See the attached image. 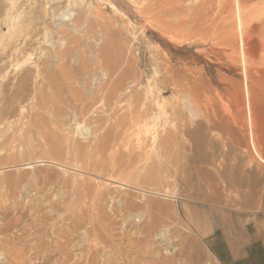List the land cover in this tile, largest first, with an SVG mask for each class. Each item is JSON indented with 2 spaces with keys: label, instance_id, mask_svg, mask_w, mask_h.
<instances>
[{
  "label": "rangeland",
  "instance_id": "1",
  "mask_svg": "<svg viewBox=\"0 0 264 264\" xmlns=\"http://www.w3.org/2000/svg\"><path fill=\"white\" fill-rule=\"evenodd\" d=\"M0 4V155L5 156H0L4 159L0 178L10 173L13 178L23 175L36 182L39 176L53 174L51 178L60 182L79 176V181L87 183L80 187L82 193L109 185L119 193L118 198L125 194L141 205L126 209L121 199L108 196L110 202H100L106 210L103 215L86 193L81 195L83 199L78 194L69 198L76 190L61 184L55 190L48 187L51 195L47 200L24 207L35 191L30 189L27 197L15 203L1 187V224L2 217L22 214H28L24 217L31 223L33 212L43 205L49 207L50 212L45 209L48 215H54L55 202L64 210L52 216L49 232L66 233L63 226L70 228L67 234L72 240L78 238L73 243L79 246L71 247L75 259L80 260L83 249L87 252L96 244L94 248L100 246L102 255L98 258V254L97 264H107L103 258L110 257L113 264H128L132 259V264H159L162 260L160 264H164L165 258V264H264V32L249 34L254 40L241 36L233 28L235 18L228 0H0ZM260 6L255 9L258 25L264 19V0ZM231 30L234 37L228 36ZM40 93L45 96L42 101ZM39 102L58 109L54 115L45 114L55 122L50 134L57 141L91 142L89 150L114 133L120 121L138 117L151 122L150 131H129L130 136L110 142L106 149L110 158L142 154L128 162V171L122 172L123 184L90 168L46 161L48 152H40V148L33 154L25 145L21 156L23 147L11 150L10 140L22 135L17 129L32 118ZM7 108L10 110L4 112ZM167 133L174 142L167 156H162L158 146ZM142 138L145 152L137 146ZM28 141L24 139L31 144ZM12 156L15 163L10 161ZM31 162L32 167L27 168L26 163ZM71 212L83 218L78 220L84 222L79 231L72 227L76 219L72 220ZM98 216L109 222L105 224V218ZM149 224H156L150 242L137 232ZM30 225L27 228L32 233ZM107 226L109 231H105ZM82 227L86 231L90 227L91 243H84L88 237ZM0 232L3 238L6 233ZM107 232L118 236L112 239H116L114 253L111 242L103 241ZM1 249L0 264L10 263L4 255L9 248Z\"/></svg>",
  "mask_w": 264,
  "mask_h": 264
},
{
  "label": "bare ground",
  "instance_id": "2",
  "mask_svg": "<svg viewBox=\"0 0 264 264\" xmlns=\"http://www.w3.org/2000/svg\"><path fill=\"white\" fill-rule=\"evenodd\" d=\"M260 4H262V0H228V6H229V10L230 11H233L232 13H233V16H234V18H235V20H234V22H233V28H236V30H240L241 31V36H242V34H245V35H247V37H249L250 35L249 34H251V33H254L255 35H258V33L259 34H262L264 31H263V27H264V19H260V21H261V23L262 24H260V25H262V26H260V25H258V23H256V22H259V18L258 19H256V11L257 10H255V9H257V7L258 6H260ZM0 6H1V4H0ZM261 7V6H260ZM259 13V12H258ZM257 13V14H258ZM248 14H250L249 16H248ZM260 16H261V14H260ZM222 18V17H221ZM227 22V21H226ZM256 24H257V26H256ZM244 29H245V31H244ZM234 30V29H233ZM233 30H231V31H228V32H230V33H228V36L230 35V37H232L233 36V34H234V32H233ZM225 31V30H224ZM227 33V32H226ZM237 33V32H236ZM239 33V32H238ZM224 35H225V33H224ZM253 35V34H252ZM236 36V35H235ZM254 36V35H253ZM252 36V37H253ZM226 37V36H225ZM230 37H229V39H230ZM234 37V36H233ZM237 37V36H236ZM244 37V36H243ZM228 38V37H227ZM255 38V37H254ZM264 38V37H263ZM249 39H251V37H249ZM253 39V38H252ZM251 39V40H252ZM254 40V39H253ZM263 41V44H264V40H262ZM262 44V46L264 47V45ZM239 46V45H238ZM262 49V48H261ZM241 50V49H240ZM263 50V49H262ZM261 51V50H260ZM245 55V54H244ZM264 57V56H263ZM243 60V59H242ZM243 63V62H242ZM103 73H104V71H103ZM203 93V92H202ZM196 94V93H195ZM201 96V95H200ZM39 97H40V100L42 99H44L45 98V96H44V94H41L40 93V95H39ZM41 100V101H42ZM41 102H39L38 103V108H36L37 110H35L36 112L34 113V114H32L31 113V115H32V118H29L28 120H26V121H23V124L25 125V126H21V127H19V129H17V132H20V133H22V135H20V137H15V136H13L12 137V139L13 140H10V142H9V148L11 149V150H15V152H17L18 150L17 149H19L20 147L22 148L23 147V151H20L19 152V156H21L20 155V153H23L24 151H26V148H24V146L25 145H27L28 147H29V149H31L32 151H31V153H33L34 154V152L36 151V149L37 148H40V152H41V150H46V152H48V156H46L45 158L47 159L46 161H48L49 160V162H51V163H55V164H61V163H65V162H69V165L71 164L72 165V167H74V168H81L82 170H87L88 168H90V170H92V171H95V172H99L100 174H103V176H108L110 179L109 180H111V181H113V182H122V184H123V182H124V176L122 175L123 173L122 172H124L127 168H128V162H135L136 161V159H139V157L142 155L141 153L140 154H137V157L135 158V156H129L128 158H126L125 156H119V157H114V158H110V156H108L107 154H106V149H108L109 148V143L110 142H116V141H118L119 139H122V138H124V136L127 134V135H129L128 134V132L129 131H133V132H135L136 133V131H141V130H145V131H150L151 130V125H150V123L151 122H149V121H146V119H145V121L144 120H140V119H138V117L137 118H134L133 120H131L130 122H124V121H120V124H118L117 126H116V128L113 130V131H115L114 133L112 132V133H110L107 137L106 136H104V137H106V139L102 142V143H100L99 144V147L97 146V147H95L94 149L92 148V150H89V147L92 145L91 144V142H90V144H83V143H81V141H79V140H75L74 141V138H71V140H68L67 141V143H61L60 141H57L58 140V137L57 138H55L54 136H52L50 133V130H52L51 129V126H52V124H55V122H53V121H51L53 118H51V116L49 117V118H51V119H47L46 117H45V114H56V112H57V110L55 109V108H48L47 106H44V105H42V104H40ZM40 104V105H39ZM65 107V106H64ZM34 108V109H35ZM10 110V108H7V109H5V111L4 112H7V111H9ZM14 110V109H13ZM146 110H148V109H146ZM140 111V110H139ZM150 111V110H149ZM25 112V111H24ZM60 112V111H59ZM138 112V111H137ZM20 113V112H19ZM28 113V112H27ZM52 115V116H53ZM139 116V115H138ZM48 117V116H47ZM54 117V116H53ZM138 119V120H137ZM58 122V121H57ZM71 122V121H70ZM73 123V122H72ZM71 123V124H72ZM76 123V122H75ZM119 123V122H118ZM23 124H21V125H23ZM58 124V123H57ZM61 124V123H60ZM68 124V123H67ZM74 124V123H73ZM76 126V125H75ZM53 127H55V126H53ZM59 126H57V127H55V129L56 128H58ZM93 127V126H92ZM60 128V127H59ZM55 129L53 130V131H55ZM56 130H58V129H56ZM82 130V129H81ZM67 132V131H66ZM83 132V131H82ZM137 132V133H138ZM53 133V132H52ZM139 133H141V132H139ZM55 134V133H54ZM65 134V133H64ZM252 134V133H251ZM13 135V134H12ZM59 135H60V133H59ZM68 135V134H67ZM66 135V136H67ZM71 135V134H70ZM89 135V134H88ZM138 135V134H137ZM141 135V134H140ZM56 136V135H55ZM98 136V135H97ZM130 136V135H129ZM62 137V136H61ZM101 137V136H100ZM87 138V137H86ZM127 138V137H126ZM252 138H253V136H252ZM7 139V138H6ZM24 139L26 140V139H29V141H31V144H27V143H25L24 142ZM32 139H34V140H32ZM57 139V140H56ZM20 141L19 142V144H16L15 142L16 141ZM125 140V139H124ZM127 140H129L128 138H127ZM28 141V142H29ZM71 141V142H70ZM91 141V140H90ZM119 141H121V140H119ZM140 141V140H139ZM173 142H174V138L171 136V134L170 133H167L166 134V136H164L163 138H161V140H160V142H159V153H161V155L162 156H167V154H168V149H169V147L173 144ZM251 142V141H250ZM117 143V142H116ZM120 143V142H119ZM137 144H138V142H137ZM254 144V143H253ZM120 145V144H119ZM141 147H140V146ZM20 146V147H19ZM26 146V147H27ZM93 146V145H92ZM111 146V145H110ZM137 146H139V148H140V151H142V152H145V149H146V140H144L143 138L141 139V143H139ZM151 147V146H150ZM20 148V149H21ZM19 149V150H20ZM25 149V150H24ZM28 149V148H27ZM28 149V150H29ZM42 151V152H43ZM89 151H91L90 153H89ZM30 152V151H29ZM29 152H26V154L27 153H29ZM39 152V153H40ZM44 153H45V151H44ZM8 154V153H7ZM32 154V155H33ZM24 155V154H23ZM41 155V154H40ZM39 155V156H40ZM1 156V155H0ZM17 157V153H16V155H14V157ZM150 156V155H149ZM160 156V155H159ZM1 157H3V156H1ZM5 157V156H4ZM3 157V158H4ZM13 157V156H12ZM14 157H13V159L12 158H10V157H8V158H10V161L11 162H13V163H15L14 162ZM41 158H43L42 156H40ZM40 157H35V158H39V159H41ZM112 157V156H111ZM3 158H1V159H3ZM21 158V157H20ZM35 158H33V159H35ZM146 158V157H145ZM0 159V163H1V160ZM5 159V158H4ZM3 159V160H4ZM21 159H24V158H21ZM26 159V158H25ZM28 159V158H27ZM147 159V158H146ZM13 160V161H12ZM16 160V159H15ZM18 160V159H17ZM29 161H30V159H28ZM28 160H24L25 162L26 161H28ZM38 160V159H37ZM6 161H8V164H10L9 162V160H7V158H6ZM18 161H20V160H18ZM17 161V163L19 164V162ZM33 161V160H32ZM138 161V160H137ZM23 161H21V163H22ZM34 162V161H33ZM145 162V161H144ZM7 163V162H6ZM13 163H11V164H13ZM66 163V164H67ZM142 163V162H141ZM4 163H2L1 165H3ZM17 164V165H18ZM31 164H32V162L31 163H26V167L27 168H31L32 166H31ZM68 165V164H67ZM136 165H137V163H136ZM7 166V165H6ZM12 165H10V167H11ZM16 166V165H15ZM37 166V165H36ZM3 167H4V165H3ZM3 167H0V169L1 168H3ZM17 168H18V166H16ZM34 168H37V167H34ZM73 168V169H74ZM4 169V168H3ZM29 170V169H28ZM37 170V169H36ZM50 170V169H49ZM54 170V169H53ZM52 170V171H53ZM78 170V169H77ZM89 170V171H90ZM4 171V170H3ZM16 171V170H15ZM35 171V170H34ZM38 171H39V169L36 171V173L38 174ZM48 171V170H47ZM51 171V170H50ZM50 171H48L47 173H50ZM127 171H128V169H127ZM17 172V171H16ZM15 172V173H16ZM21 172V174L23 173V172H25V171H20ZM56 172V171H55ZM18 173H19V171H18ZM32 173V172H31ZM40 173V172H39ZM46 173V174H47ZM52 173V172H51ZM50 173V174H51ZM9 174V176H7V175H5V178H3L4 177V175L2 174V178H0V189H1V187H2V191H3V193L5 194V196L10 200V201H13V202H18L19 200V198H25V197H27L30 193L29 192H31V190L30 189H32L33 191H35V194L34 195H32V196H30L31 197V199H30V197H28L29 198V200H26V202L24 203V207H26L27 205H29L28 203H30L31 202V204L32 203H35V205H36V202H39L41 199H45V200H47V198L49 197V195H51L50 194V192H51V189H49L48 187L50 186H54L53 188H54V190H55V187H57L58 185L60 186L61 184L62 185H65L66 187H68V189H70V188H74V190H76V193H75V191H72L71 193L72 194H70L69 195V198H73L74 199V196L75 195H77L78 194V196L79 197H81V195H83V193H82V191L80 190V187L81 186H84L85 184H87L86 183V180L85 181H79V179H78V177L77 176H73L72 178H65L66 180H60V182H59V180L58 179H56V180H53V178H51L52 176H53V174H52V176L50 177V176H46V177H42V178H39V177H37V180H36V182H33V181H30L26 176H23V175H21V176H19V175H17V176H15L14 175V177L15 178H13L12 176H11V174L10 173H8ZM28 174H30V173H28ZM36 174V175H37ZM49 174V175H50ZM65 174V173H64ZM98 174V173H97ZM117 174H119L118 176L119 177H117L116 178V175ZM24 175H25V173H24ZM44 175V174H43ZM61 175V174H60ZM63 175V174H62ZM24 177H26V178H24ZM29 177V176H28ZM31 177V176H30ZM29 177V178H30ZM35 177V176H34ZM102 177V176H101ZM114 177V178H113ZM107 178V177H106ZM27 179V180H26ZM35 179V178H34ZM164 179V178H163ZM26 180V181H25ZM57 180H58V182H57ZM89 180V179H88ZM116 180V181H115ZM24 181H25V183H24ZM211 181V180H210ZM102 183V182H101ZM40 185V186H38V185ZM112 184V183H111ZM202 184V183H201ZM38 186V188H37V186ZM237 185H238V183H237ZM243 185V184H242ZM65 186H63V187H65ZM89 186V185H88ZM61 187V186H60ZM85 188V187H84ZM86 188H88L87 186H86ZM94 188V190L92 189V188H88V190H87V193H86V196H90L89 198L90 199H92V200H94L97 204V208H101L102 209V206H103V204L104 203H100V202H105L106 200H109V202H110V197H115V198H118L117 197V195L119 194V193H117V192H115V189H113L111 186H109V185H103V184H100V185H97V186H94L93 187ZM41 189V190H40ZM118 190V189H117ZM32 191V192H33ZM85 191H86V189H85ZM63 192V191H62ZM119 192V191H118ZM123 192H124V190H123ZM122 192V193H123ZM126 192H127V190H126ZM3 193H0V195L2 194V195H4ZM70 193V192H69ZM68 193V194H69ZM84 193V194H85ZM127 193H130V191L129 192H127ZM128 195V194H127ZM131 195H132V193H131ZM167 195V194H166ZM4 196V197H5ZM108 196H110V197H108ZM6 197H5V199H6ZM129 197V196H128ZM57 198V197H56ZM62 198V197H61ZM68 198V197H67ZM69 198H68V200H69ZM109 198V199H108ZM130 198V197H129ZM3 199V198H2ZM81 199H83L82 197H81ZM90 199H89V201H90ZM119 199H121V201L123 202V207L124 208H126V209H128V208H130L131 206H135V207H137V206H141L139 203H135V202H133L131 199L132 198H130V199H128V198H126V196H125V194L124 195H122L121 197H119L118 198V200ZM123 199V200H122ZM17 200V201H16ZM72 201V200H71ZM117 201V200H116ZM247 201V200H246ZM7 202H8V200H7ZM7 202H5V203H7ZM51 202V201H50ZM64 202V201H63ZM91 202V201H90ZM108 202V203H109ZM119 202V201H118ZM19 203V202H18ZM45 203V202H44ZM58 203H60V202H58ZM115 203H117V202H115ZM114 203V204H115ZM38 204V203H37ZM50 203H47V205H49ZM88 204H89V202H88ZM113 204V205H114ZM17 205V204H16ZM42 205V204H41ZM95 205V206H96ZM102 205V206H101ZM115 205H117V204H115ZM114 205V206H115ZM120 205V204H119ZM6 206V205H5ZM15 205H13V207H14ZM19 206V205H18ZM39 206V205H38ZM106 206V205H105ZM113 206V207H114ZM118 206V205H117ZM23 207V208H24ZM40 207V206H39ZM46 207H48V206H46ZM46 207L43 205V207L40 209H38L37 208V210H35L34 212H33V217H34V221H32L33 222V226H32V222L30 223V220L28 221L29 223H27V218H25L26 216H28V214H26V215H24L23 216V214L22 215H19V216H17V215H15L14 216V214H13V216L14 217H11V218H7V217H2L3 218V223L0 225V231L1 230H3L6 234L5 235H3V238L2 237H0V244H1V246L2 247H5V248H9L7 251H9V254H7V252H5L4 251V255H5V259L7 258V260L6 261H11L10 263H8V264H97V262H96V259H97V256H98V254L100 255V251H99V245H98V242H96L97 243V245L99 246V247H97L98 249H95L94 247L96 246V244H95V246L94 247H90L89 246V250L86 252V250L85 249H83L84 251H85V254H84V251H83V254H81L82 255V257H81V259L79 260V259H75V257L77 256L76 254V256L74 257L73 256V253H72V249H71V247H73L74 245H76V243H73L74 241L76 242V239H78V238H76L74 241L72 240V237H70V235L69 234H67L68 232H67V225L68 224H66V228H64L65 226H63V229H65L66 230V233L65 232H62L61 230H59L58 231V234H55V232H57V231H53L54 232V234L53 233H50L49 232V229H51V228H53V226L51 227V228H48V226H49V222L51 221V220H53L54 218L52 217V216H55L56 215V213L58 212V214H59V212H61L62 211V209L64 210V208H62V209H60V205L59 206H57V203H53L52 202V207H55L54 209L57 211L54 215H48L47 213H49L50 212V209H49V207L47 208V209H49V212H45L47 209H46ZM119 207V206H118ZM17 208H19V207H17ZM46 209V210H45ZM92 209V208H91ZM140 209V208H139ZM5 210H6V208H5ZM16 211H17V209H15ZM61 210V211H60ZM95 210V209H94ZM103 210L104 209H102V210H100V212L102 211V214L104 215V212H103ZM96 211V210H95ZM105 211V213H106V210H104ZM12 212V211H11ZM97 212V211H96ZM99 212V211H98ZM126 212V211H125ZM5 213V212H4ZM16 213V212H15ZM18 213V212H17ZM67 213V212H66ZM69 213V212H68ZM67 213V214H68ZM90 213V212H89ZM150 213V212H149ZM1 214V213H0ZM11 214V213H10ZM9 214V215H10ZM18 214H20V213H18ZM25 214V213H24ZM51 214V213H50ZM53 214V213H52ZM57 214V215H58ZM62 214V213H61ZM66 214V215H67ZM93 214V213H92ZM100 214V213H99ZM102 214L100 215V216H102ZM108 214V213H107ZM126 214H128V213H126ZM6 215H8L7 213H6ZM60 215V214H59ZM63 215V214H62ZM77 215H78V213H77ZM91 215V214H90ZM94 215V214H93ZM93 215H92V217H93ZM124 215H125V213H124ZM123 215V213H122V215L121 216H124ZM1 216V215H0ZM4 216V215H3ZM11 216V215H10ZM71 216H72V212H71ZM74 216V215H73ZM72 216V217H73ZM89 216V215H88ZM120 216V215H119ZM126 216H129V215H126ZM125 216V217H126ZM130 216H131V214H130ZM29 217V216H28ZM57 217L58 216H56L55 218L57 219ZM63 217V216H62ZM65 217V216H64ZM70 217V216H69ZM72 217H70L71 219H72ZM75 217V216H74ZM95 217H97V215H95L94 216V218ZM108 217V215H106V218ZM5 218V219H4ZM61 218V217H60ZM69 218V219H70ZM87 218V217H86ZM89 218V217H88ZM98 218H99V216H98ZM103 218H105V216H103ZM103 218H99V219H103ZM106 218H105V221L104 222H106L105 224H107V222H109V219H107L106 220ZM109 218V217H108ZM120 218V217H119ZM123 218V217H122ZM126 218H128V217H126ZM0 219H1V217H0ZM68 218H66V220H67ZM76 219V220H75ZM82 220L83 218H79V216H77V218L75 217L74 219H72L73 221L75 220L76 222L74 223V225L72 226V227H74V229L76 228L77 230H78V228H80L81 227V225L83 224V226H84V222L83 223H81V222H78V220ZM90 219V218H89ZM124 219V218H123ZM2 220V219H1ZM60 220H63V219H60ZM65 220V219H64ZM63 220V221H64ZM65 220V221H66ZM71 220V221H72ZM126 220V219H125ZM88 221V220H87ZM94 221V220H93ZM98 221V220H97ZM101 221V220H100ZM111 221V220H110ZM114 220H112L111 222H113ZM128 221V220H127ZM67 222V221H66ZM96 222V221H95ZM103 222V221H102ZM110 222V223H111ZM50 223H52V221L50 222ZM54 223H55V221H54ZM59 223V222H58ZM87 225H88V223L87 222H85ZM114 223V222H113ZM125 223V222H124ZM124 223H122L123 225H125ZM130 223V222H129ZM156 223V222H155ZM31 224V225H30ZM103 224V223H102ZM101 224V227L103 226L104 228L106 227V225H102ZM112 224V223H111ZM111 224H109L108 223V225H110L111 226ZM128 224V223H127ZM20 225H22V228H20L21 226ZM28 225H30L31 227H33L31 230H34L32 233H30L29 231H28ZM53 225V224H52ZM57 225V224H56ZM56 225H54V226H56ZM61 225V224H60ZM64 225V224H63ZM112 225H115V223L114 224H112ZM153 225V224H152ZM152 225H146L144 228H142V229H140L139 231H137V232H139L142 236H141V239L142 240H144V241H151L152 240V235H153V232L155 231V230H153V228L154 227H156V224H154V227H151ZM95 226V225H94ZM94 226H93V229H94ZM30 227V228H31ZM71 227V228H72ZM91 227V226H90ZM90 227H89V229H88V231H86V229H84V227H82L81 229L82 230H85V232H83L84 234L83 235H85V233H86V236L88 237H86L87 239L85 240V242L84 243H87V242H90L91 243V237H92V235H91V230H90ZM112 227V226H111ZM157 227H158V224H157ZM19 228V229H18ZM69 228V227H68ZM110 228V227H109ZM112 228H114L115 229V227H112ZM124 228V227H123ZM62 229V228H61ZM70 229V228H69ZM92 229V228H91ZM111 229V228H110ZM125 229V228H124ZM123 229V230H124ZM156 229V228H155ZM30 230V229H29ZM89 230H90V232H89ZM113 229H111L110 231H112ZM126 230H127V228H126ZM138 230V229H137ZM16 231H18V233H15ZM52 231V230H51ZM64 231V230H63ZM79 231V230H78ZM105 231H109V229H108V226H107V230H105ZM62 232V233H61ZM70 232V231H69ZM73 232V231H72ZM74 232H76V231H74ZM93 230H92V234H93ZM96 232H97V230H96ZM103 232V231H102ZM127 232V231H126ZM126 232H124V234H127ZM1 233V232H0ZM3 233V232H2ZM2 233L0 234V235H2ZM60 233V234H59ZM77 233H79V232H77ZM98 233V232H97ZM101 233V232H100ZM104 233V232H103ZM108 234H109V232H107ZM111 233V232H110ZM51 234H53V235H56V237H55V239L56 240H54V239H52V236L53 235H51ZM76 234V233H75ZM95 234V233H94ZM93 234V235H94ZM106 234V233H105ZM108 234H106V235H108ZM113 234V233H112ZM112 234H109L106 238L104 237V239H103V241H105V244L106 243H108V242H111V245L108 243V245H110V249H112V247L114 246V243H112L113 241H115V240H113L112 241V239H114V236H117V234L116 235H112ZM165 234L167 235V233H164V236L163 237H165ZM104 235V234H103ZM105 235V236H106ZM129 235V234H128ZM131 235V234H130ZM72 236V235H71ZM73 236H75V235H73ZM77 236V235H76ZM97 236V235H96ZM100 236V235H99ZM123 236H125V235H123ZM82 237V236H81ZM94 237V236H93ZM98 237V236H97ZM118 237V236H117ZM166 237H168V236H166ZM166 237H165V239H166ZM96 237H94V239H95ZM125 238V237H124ZM124 238H122V236H121V239H124ZM131 238H132V235H131ZM80 240H82V238H79ZM102 239V238H101ZM119 240H120V237L118 238ZM166 240H168V242H169V239L167 238ZM188 240H190V239H188ZM97 241H99V240H97ZM77 242H79V241H77ZM82 242V241H81ZM100 242H102V240L100 241ZM118 242V241H117ZM188 242V241H187ZM193 242V241H192ZM89 243V244H90ZM102 243H104V242H102ZM119 243V242H118ZM120 243H121V241H120ZM196 243V242H195ZM74 244V245H73ZM117 244V243H116ZM129 244V243H128ZM78 245V244H77ZM76 245V246H77ZM81 245V244H80ZM102 245V244H101ZM121 246H122V244H120ZM168 245V244H167ZM190 245H191V243H190ZM1 246H0V251L2 252V249H1ZM75 246V247H76ZM79 246V245H78ZM103 246L104 247H106V245H104L103 244ZM101 247L100 249H101V252H103V250H102V248L104 249V247ZM83 247H84V245H83ZM109 247V246H108ZM107 247V248H108ZM116 247H117V245H116ZM116 247H115V249H116ZM119 247V246H118ZM117 247V249H119ZM152 247V246H151ZM150 247V248H151ZM202 247V246H201ZM200 247V248H201ZM26 248H28V250L26 249ZM78 248V247H77ZM77 248L75 249V250H77ZM94 248V250H92ZM114 248V247H113ZM121 248V247H120ZM144 248V247H143ZM142 248V249H143ZM150 248H148V249H150ZM199 248V247H198ZM116 249V250H117ZM129 249V248H128ZM139 249H141V247L139 248ZM147 249V250H148ZM154 249V248H153ZM74 250V251H75ZM106 250V249H105ZM104 250V251H105ZM123 250V249H122ZM78 251H79V249H78ZM107 251H108V249H107ZM114 251V249H112V253H114L113 252ZM120 251V250H119ZM119 251H118V253H119ZM127 251V250H126ZM143 252H145L146 250H142ZM204 251V250H203ZM77 252V251H76ZM81 252V251H80ZM115 252H117V251H115ZM121 252V251H120ZM124 252V251H123ZM139 253H141L140 251H138ZM147 252V251H146ZM149 252V251H148ZM152 252V251H151ZM104 253V252H103ZM117 253V254H118ZM203 253V252H202ZM122 254V253H121ZM124 254H125V252H124ZM143 254V253H142ZM142 254H140V255H142ZM145 254H147V253H145ZM105 255V254H104ZM108 255V254H107ZM204 257H207L208 256V254H206V253H203L202 254ZM201 255V256H202ZM7 256V257H6ZM101 256L102 255H100V256H98V258H101ZM109 256V255H108ZM126 256V255H125ZM198 256V255H197ZM200 256V255H199ZM80 257V256H79ZM115 257H116V255H115ZM123 257V256H122ZM11 258H13L12 260H11ZM77 258V257H76ZM113 258V257H112ZM118 258V257H117ZM117 258H113L114 260H117ZM202 258V257H201ZM5 259H3V260H5ZM124 259V258H123ZM128 259H129V256H128ZM125 260L126 261V263H128L127 261H129V260ZM100 260V259H99ZM98 260V261H99ZM103 260H106V263L107 264H113V263H111V257H110V259H104L103 258ZM102 259L100 260V261H103ZM114 260H112V261H114ZM121 259H119V261H120ZM133 260V259H132ZM132 260H130L129 261V263L130 264H132L133 262H132ZM100 261H99V263H100ZM118 261V260H117ZM121 261H123V260H121ZM134 261H136V260H134ZM138 261V260H137ZM164 260H162L160 263H162ZM5 262V261H4ZM158 262V263H159ZM7 263V262H6ZM103 263V262H102ZM115 263V262H114ZM117 263V262H116ZM119 263V262H118ZM125 263V262H124ZM128 263V264H129ZM157 263V262H156ZM159 263V264H160ZM165 263H167L166 262V258H165V262H164V264ZM5 264V263H4ZM101 264V263H100ZM105 264V263H104ZM123 264V263H122ZM135 264H137V262H135ZM153 264H155V263H153Z\"/></svg>",
  "mask_w": 264,
  "mask_h": 264
}]
</instances>
